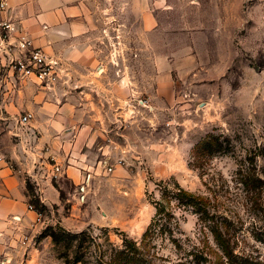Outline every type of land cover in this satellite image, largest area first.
<instances>
[{
	"label": "rangeland",
	"instance_id": "obj_1",
	"mask_svg": "<svg viewBox=\"0 0 264 264\" xmlns=\"http://www.w3.org/2000/svg\"><path fill=\"white\" fill-rule=\"evenodd\" d=\"M87 1L97 26L93 45L108 54L107 68L75 71L68 83L51 88L28 84L52 103L45 115L71 117L64 126L82 129V141L95 132L93 143L76 150L91 165L77 166L79 182L52 176L60 202L39 205L42 219L33 225L30 243L14 244L0 264L110 262L125 236L141 239L162 199L168 201L171 233L152 240L156 264H264V0L232 1L224 32L202 42L197 62L178 71L173 102L160 97L155 80L158 58L173 53H158L168 37L142 30L143 0ZM201 1L206 30H213L221 24L222 0ZM174 14L161 15L172 20ZM114 25L125 35L117 43L111 40L119 33ZM29 89L21 91L23 98ZM22 114L0 121V132L27 154L36 143L20 146L16 133L30 131L19 121ZM37 123L44 130L61 128L42 116ZM55 148L64 151L60 144ZM27 183L32 200L39 197L35 183ZM178 186L201 198L203 216L165 197ZM224 219L231 263L221 258L212 232L214 222Z\"/></svg>",
	"mask_w": 264,
	"mask_h": 264
},
{
	"label": "crops",
	"instance_id": "obj_2",
	"mask_svg": "<svg viewBox=\"0 0 264 264\" xmlns=\"http://www.w3.org/2000/svg\"><path fill=\"white\" fill-rule=\"evenodd\" d=\"M232 1H221V24L216 25L213 30H206L199 13L201 0H143L140 11L142 30L144 33H156L159 39L161 36L168 37L160 42V46L166 50L158 53H173L172 57L160 56L157 60L155 80L160 97L169 102L178 100V81L175 80V77L178 78V71L181 73L182 67H189L193 60L197 62L194 53H204L200 50L202 42L210 40L211 35L224 32L223 26H227L226 20L231 16L234 4ZM163 13L168 17L175 13L174 18L162 19ZM5 16L15 23L17 29L31 37L36 46L60 62L62 78L59 82L68 83L70 75L75 71L87 73L107 68L105 57L108 54L101 53V49L93 45L92 32L97 26L87 0H9ZM114 28L119 33L111 36V40L117 43L125 35L122 26L119 28L116 25ZM100 37L102 38L101 35ZM112 55L110 53L111 57ZM28 83H35L43 88L53 87L42 85L32 78L15 77L11 70L0 64V121L16 118L21 112H32L34 117L30 127L27 126L30 131L14 133L20 136L21 147H24L27 140L36 143L34 150L26 149L25 154L20 147L18 150V147L11 146L8 133L0 132V257L8 253L14 244L28 245L33 236L30 231L33 225L38 224L36 210L29 207L31 195L27 179L30 178L35 183L44 204L49 206L59 203L60 192L54 186L52 176L67 175L74 182H79L81 175L76 171L77 166L86 168L91 162L86 161L85 153L76 150L85 142L93 143L96 136L95 132H90V140L82 141L86 137L82 129L64 126V122L72 121L71 117L61 113L57 116L45 115L52 103L45 99L43 91H34ZM28 88L30 96L23 98L21 91ZM39 116L46 117L53 124L61 122V131L42 129L37 123ZM37 132H42V137L38 138L40 142L36 139ZM46 142L51 145L39 147ZM59 144L64 148L62 154L55 148ZM51 160L55 162L51 163ZM10 163H13V168ZM56 165L61 167L59 173L54 172ZM25 237L28 240L24 243Z\"/></svg>",
	"mask_w": 264,
	"mask_h": 264
},
{
	"label": "built area",
	"instance_id": "obj_3",
	"mask_svg": "<svg viewBox=\"0 0 264 264\" xmlns=\"http://www.w3.org/2000/svg\"><path fill=\"white\" fill-rule=\"evenodd\" d=\"M9 0H0V64L13 72L15 77L32 78L42 85L51 86L62 78L60 62L49 56L44 49L36 46L33 39L17 29L15 23L5 14L8 12ZM16 32V33H15ZM32 112L27 111L19 117L22 126H28L33 119ZM13 163L10 167L13 168ZM55 173L61 171L60 165L54 167ZM35 209L33 205H29ZM36 210V209H35ZM37 212V221L42 219V212ZM28 237L24 238V243Z\"/></svg>",
	"mask_w": 264,
	"mask_h": 264
},
{
	"label": "trees",
	"instance_id": "obj_4",
	"mask_svg": "<svg viewBox=\"0 0 264 264\" xmlns=\"http://www.w3.org/2000/svg\"><path fill=\"white\" fill-rule=\"evenodd\" d=\"M27 187L29 191L28 183ZM29 194L31 195L30 204L33 205L36 210L42 212L39 205L43 206L44 203L41 201L40 197H36V199L32 200L33 195L30 192ZM164 195L165 197L170 198L176 197L178 199V205L181 207L184 206L185 208L190 207L198 212L200 216H203L207 212L206 206L201 198L188 192L181 186H178V191L176 193L170 194L166 192ZM167 203L168 201L166 199L156 202V215L154 216L152 223H150L146 231L143 233L140 240L125 236L122 244L117 247L111 261L102 262V264H156L154 261V254H152L150 250V245L156 234L166 232L171 233V223H168L170 210H168L169 208L167 207ZM224 224L225 219L221 222H214L212 232L216 238L219 249L222 251L221 258L230 262L234 255L230 239H227L224 236L225 233L222 229ZM52 236L56 238V240L59 238L56 234H52Z\"/></svg>",
	"mask_w": 264,
	"mask_h": 264
}]
</instances>
